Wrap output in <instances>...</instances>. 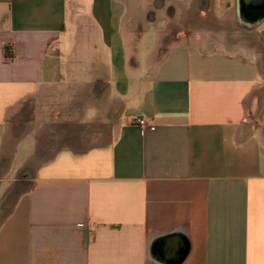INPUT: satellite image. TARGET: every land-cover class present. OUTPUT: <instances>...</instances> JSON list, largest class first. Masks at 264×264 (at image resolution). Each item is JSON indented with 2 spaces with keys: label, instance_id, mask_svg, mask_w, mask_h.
Instances as JSON below:
<instances>
[{
  "label": "crops",
  "instance_id": "0c3cea01",
  "mask_svg": "<svg viewBox=\"0 0 264 264\" xmlns=\"http://www.w3.org/2000/svg\"><path fill=\"white\" fill-rule=\"evenodd\" d=\"M238 7L0 0V264H264V17ZM95 98L90 140L40 157Z\"/></svg>",
  "mask_w": 264,
  "mask_h": 264
},
{
  "label": "rangeland",
  "instance_id": "374dc122",
  "mask_svg": "<svg viewBox=\"0 0 264 264\" xmlns=\"http://www.w3.org/2000/svg\"><path fill=\"white\" fill-rule=\"evenodd\" d=\"M172 12H173V10H172ZM154 16L157 17L158 15L155 14ZM174 18H175V16H174ZM207 18H212L211 17V14H207ZM205 21L207 23H210V22H213V21L215 23H218L217 22L218 20L215 21V20L209 19V20H205ZM222 23L224 25H226V27H229V26L231 27V28H227V30H228V36H227V40H226L227 43L230 46H236V45H241V46H246V47L249 46L251 40H250V38H248L249 35H247V34H249L248 30L250 29V27L240 26L238 29H233V27H232L233 26V21H232L231 18H229L226 21H223ZM178 29H180V27H178ZM234 31H236V32H234ZM182 34H185L184 35L185 38L182 37ZM198 35H201V33L200 34H197V33H194L193 34L192 33V37L191 38L193 39V36H198ZM139 36L141 37L140 50L142 52H144L147 49V47L150 45V42L149 41L151 40V36H149V34H143V35H139ZM139 36H137V37H139ZM187 36H189V35H186V33H183L180 30H179V32L175 33L174 37H168L167 35H164L161 38V46L166 49L167 46L170 45V43L173 41V39H175V38H177V39H181V38L182 39H187ZM163 39H170V41L169 42H166ZM248 39H249V41H248ZM64 80L67 81L66 79H64ZM77 98H79V96H77ZM77 98L72 95V96L69 97L68 100L72 101L73 99H77ZM96 100L98 101L99 106H97L96 109L93 111L94 112L93 113L94 114V118L96 119V122H95L94 125H92V123L90 121V119L93 118V117H87L84 114L82 115V119L81 120L78 117L79 121H77V122H72V123L70 122L69 123V122L63 121L62 123H60V125H59V123H57V125H56V122L55 123H52V122L49 123V122H47L48 125L51 127V129H53L56 126V129L57 130H61L60 131V135H62V138L59 139V138H57L58 137L57 134H54L52 132L50 133V132L46 131V133L41 137L42 138V142L41 143H43L45 141L46 144H48V146L46 147L47 148L45 150L46 152L44 151V149L42 147L43 151H41V152H43V153H40V155H41L40 157H42V158H48V157H50L51 155H50L49 152L52 149H55V146L59 145V144H57L59 141L62 143V146H63L66 143V141L68 143V142H72V140H75V139H67V138H65L67 135H70V134L71 135H74V133L75 134H78L79 136H81V137H77L76 138V140H78V142H88L90 140L89 138L84 137L87 134H85L83 132H79L78 130H85L87 128L88 129H92L93 126L96 127V128H98L99 126L102 125V121L107 119L106 115H107V111H109L108 108H107V106H106V103L105 102H109L110 100H108V99L105 100V99H101V98L96 99ZM84 101H85V99H84ZM65 118H67V120H68L70 117L67 116ZM72 118H74V117H72ZM63 120H64V118H63ZM57 133L59 134V131H57ZM39 148H41V147H39ZM19 175H21V174H19ZM18 189H20L19 186H18V188L15 187L13 189L11 195L12 194H15ZM8 203H9V199H8Z\"/></svg>",
  "mask_w": 264,
  "mask_h": 264
},
{
  "label": "water",
  "instance_id": "95a60500",
  "mask_svg": "<svg viewBox=\"0 0 264 264\" xmlns=\"http://www.w3.org/2000/svg\"><path fill=\"white\" fill-rule=\"evenodd\" d=\"M238 6L239 17L244 22L257 23L264 17V0H238Z\"/></svg>",
  "mask_w": 264,
  "mask_h": 264
},
{
  "label": "trees",
  "instance_id": "16d2710c",
  "mask_svg": "<svg viewBox=\"0 0 264 264\" xmlns=\"http://www.w3.org/2000/svg\"><path fill=\"white\" fill-rule=\"evenodd\" d=\"M4 54H5V56L9 59V58H11V56H12V51H11V48L9 47V46H6L5 48H4Z\"/></svg>",
  "mask_w": 264,
  "mask_h": 264
},
{
  "label": "built area",
  "instance_id": "2783aa9c",
  "mask_svg": "<svg viewBox=\"0 0 264 264\" xmlns=\"http://www.w3.org/2000/svg\"><path fill=\"white\" fill-rule=\"evenodd\" d=\"M135 121L140 125H145V121L142 118H136Z\"/></svg>",
  "mask_w": 264,
  "mask_h": 264
},
{
  "label": "bare ground",
  "instance_id": "6f19581e",
  "mask_svg": "<svg viewBox=\"0 0 264 264\" xmlns=\"http://www.w3.org/2000/svg\"><path fill=\"white\" fill-rule=\"evenodd\" d=\"M238 16H239V14H238ZM240 21H241L242 23H245L244 20H242L241 18H240ZM258 22H259V21H258ZM246 23H248L249 26H253V25H255V23H249V22H246Z\"/></svg>",
  "mask_w": 264,
  "mask_h": 264
}]
</instances>
